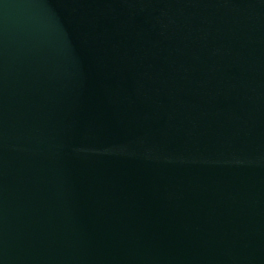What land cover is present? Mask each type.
<instances>
[{
	"label": "water",
	"instance_id": "obj_1",
	"mask_svg": "<svg viewBox=\"0 0 264 264\" xmlns=\"http://www.w3.org/2000/svg\"><path fill=\"white\" fill-rule=\"evenodd\" d=\"M0 264H264V0H0Z\"/></svg>",
	"mask_w": 264,
	"mask_h": 264
}]
</instances>
